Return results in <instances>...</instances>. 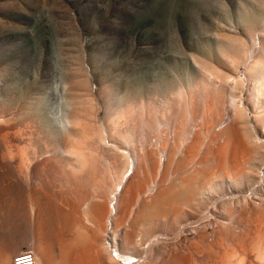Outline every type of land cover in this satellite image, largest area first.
I'll return each mask as SVG.
<instances>
[{
	"label": "rangeland",
	"instance_id": "374dc122",
	"mask_svg": "<svg viewBox=\"0 0 264 264\" xmlns=\"http://www.w3.org/2000/svg\"><path fill=\"white\" fill-rule=\"evenodd\" d=\"M258 62L264 65V0H0V154H6V149L18 154L19 148L26 154H58L60 168L44 174L46 184L37 192L43 196L41 210L49 211L53 219L54 206L63 205L67 193L72 194L70 186L75 190L84 184L94 194L101 182L110 191L127 168L126 176L137 173L136 161L145 151L156 149L163 164L165 151L172 146L180 160L181 151L198 133L202 142L195 147L197 155L194 150L191 163L169 171L160 184L171 186L174 179L201 165L196 161L207 144H219L220 140L210 139V131H221L218 122L229 109V97L244 105L246 118L253 112L251 104L263 106L259 96L264 99V90L259 94L252 90ZM237 78L241 86L236 85ZM215 88L225 94L224 108L217 116L205 107L207 100L217 97ZM214 116L220 119L213 122ZM205 121L213 126L206 129ZM247 121L250 135L254 131L250 118ZM4 133L10 147L2 142ZM227 147L230 150L232 145ZM79 152L87 161L82 171L71 173L68 163L74 164V154ZM259 152L262 158L263 151ZM212 159L207 162L210 166ZM148 160H144L145 168ZM113 168L119 170H115L117 178ZM63 172L73 178V184L61 176ZM244 187H237L244 188L241 195L246 196L238 206L233 191L222 195L231 200L227 204L216 194L193 216L194 221L179 225L182 230L172 239L149 246L154 264H165L168 253L190 254L191 264H264V254H260L264 249V190L258 194L261 199L252 198L253 186ZM25 193L15 183L0 188V251L4 241L14 242L25 234L31 242L37 206L24 208ZM148 193L141 192L136 201ZM195 225L200 228L197 235L191 230ZM201 232L207 235L200 239Z\"/></svg>",
	"mask_w": 264,
	"mask_h": 264
},
{
	"label": "bare ground",
	"instance_id": "6f19581e",
	"mask_svg": "<svg viewBox=\"0 0 264 264\" xmlns=\"http://www.w3.org/2000/svg\"><path fill=\"white\" fill-rule=\"evenodd\" d=\"M254 68L258 70V74L256 80H254L252 90H254L256 94H259L264 90V65L261 64V62H258L254 65ZM235 82H238V78L237 81L235 80ZM236 85L241 86L239 82ZM258 86L260 87V89ZM248 87L250 88V86ZM221 88H218L219 90H217L216 88L215 90L213 89L215 92L218 91L215 94L217 95V97L215 96V99L212 98V100L214 99L213 101L211 99L207 100V105L205 106L206 102L203 105L206 108L208 107V111L216 112L215 116H217V114L220 115V111H222L221 109L224 99L223 96H225V94L223 95V90L221 91ZM230 89L234 90V87H230ZM228 96L229 95H227V98ZM251 97L249 99H251ZM259 97V101L264 100L263 98H261V96ZM255 98L254 101L258 102V100H255ZM228 100L230 101L228 104L229 106H226V108H229H227L229 110H227L228 114L226 113L227 111H225V116H220L221 121H217L218 123L222 124L223 128L221 127V131L218 130L219 132L210 131L211 140H222V142L220 144L219 141V144L217 145H215L216 143H214V145L212 143H209V145L207 144L208 147L205 145V143L203 144V146H206L205 151L203 152V154L198 155V158L200 156V161L198 158V161H196V163H201V165H199L200 167L198 166L199 168L196 166L197 168L195 167L193 169L192 167V171L190 170V172L184 173V176L182 175L181 178L179 177L180 179L177 178L178 180H176V182H174V179L171 186L170 184H166L168 185V187H165L166 185H164V187L161 185L160 187V184L165 180L169 171H178V169H184L185 165L187 166L189 163H191L188 160L191 157L193 158L195 153L197 155V151H199L197 149L201 145L199 144V142L202 138L198 135V133L194 138L192 137L193 139L189 141L190 143L188 142L189 145L185 146V149L183 148L184 150L181 152H184V154H182L183 157L180 156V160H178L179 158L176 159L175 155L177 154L174 153V147L172 146L169 147L167 152L163 149L165 151V154H167L166 156H163V164L160 163L156 157V149H154V151L152 150L148 152L143 150L145 151V153H143L144 156L139 157V159L137 158L138 160L136 161L137 173L136 171H134L135 173L131 171V173L129 172L130 174L126 176L129 168H127L126 170L124 169V175L123 177H121V179L118 180L117 184L114 185L113 183H110L112 186L110 187V191H108L106 185L105 188L103 187L104 184H102L101 186V182L97 183L98 185L94 194H90L88 191L89 188H87L84 184L77 185L75 190L73 189V186H70L72 187V194H69L68 192V197H66L67 200L64 199L65 197L63 198L65 201L62 199V201H64V204L58 207L53 205V209L55 211V213H53L55 214V217L53 219L48 213L49 211L41 210L44 209L42 207L44 206L42 205L44 204V201L42 202L41 200L43 196L42 194L37 192L39 191L40 185L45 183V179H43L44 174L49 173L47 171L49 169H52L53 167L60 168L58 165L60 164V159L57 156L58 154H26L22 148H19L18 154H11L9 150L6 149V154H0V168L2 169V171L0 172V188L4 185L12 186L15 183L16 186H18L20 189L26 190L25 195H23L25 200L22 202L24 203V208H26L29 204L31 206L35 205L37 206V213L35 214L36 219L33 235H31V242H29V239L27 238L28 236H25L26 234L23 236V238L15 240L14 242L10 241L6 243L4 241L3 249L0 251V264H154L153 255L150 253V250L152 248H149V246H151L153 243H160L162 242V240L168 241L172 239V237L177 233V230H182H179V225L182 222L187 223V221L190 220L194 221L193 219L195 218L193 216L199 213L200 208L205 203L210 202L211 198L213 199L214 196H217L216 194L221 195L220 202H222L223 204H227V201L229 199H227L226 201V199L222 197V195H225L226 192L230 193L233 191V195H235L234 193L237 194V197L235 199L237 206L238 204H240V202L245 200L246 196L241 195L243 189L245 188L244 185H246V188L248 189H251V187L253 186L251 191H253L254 195L252 196V198H254L255 196H262L258 194L261 193L260 191L264 190V112H260L258 108L264 111V103L263 106L258 108L255 107L256 103L255 105L251 104L252 106H250V109H252L253 112H251L249 118L250 123H252L251 129H253L254 133H252L250 127L249 129L252 134H256L255 137H251L253 135H248L247 133V119L249 118H246L247 116L244 112V105L238 103V98V101L231 97H229ZM215 116L212 119L213 122L214 119L217 118ZM180 118L182 119V115ZM217 119L219 120L220 118ZM178 121L180 122V120ZM181 121H183V119ZM211 122L212 121H210V123ZM208 123L209 122L206 121L204 123V126L207 127L206 129H210L211 125L209 126ZM178 124H180V126L177 127H179L180 129V127H182V123ZM206 129L205 131L208 132L209 130ZM180 131H183L182 128L180 129ZM1 137L3 144L7 147H10L9 141L7 139V133L1 134ZM245 139L247 140V143L245 142L246 145L243 142V140L246 141ZM164 142L165 141H163V143ZM174 143L176 144V142ZM164 144L162 146H164ZM197 144H199L198 147ZM229 145H232V148L230 150V147H227ZM195 147H197V149ZM246 147L250 148L248 149L249 152L246 151ZM259 148H262L263 150ZM119 149L118 151L120 153L126 154L123 149ZM258 149L260 151H263V154L261 156L262 158H260V156L258 155L261 154ZM194 150H196V152ZM74 155L76 157V159L74 160V164L68 163L71 165L69 166V171H72L71 173L82 171L80 169L82 167L84 168V163H86L87 161L86 159H84L85 154L83 155V153ZM89 157L92 158L91 154ZM146 158H148L149 160L148 165L145 168L144 160ZM211 158L214 159V163L210 166L207 162ZM259 158L261 159L259 163L260 165H257L259 162ZM190 161H192V159ZM114 163L116 164L117 162ZM116 165H118V163ZM120 165H118V168H123V165ZM183 166L184 168H182ZM257 166L259 168V171ZM76 168L78 169L76 170ZM113 170L114 168L112 169V171ZM115 170H117V168ZM115 170L114 172L116 174L114 176H116L117 174L119 175V173ZM114 172L112 173V175L114 174ZM155 172L156 175H154ZM174 172L175 171H173L172 173ZM133 174H135V176H133ZM97 175L103 176L102 174ZM61 176L67 182L73 184V178H69V176L65 174V172H63ZM98 177L96 181L98 180ZM157 177L158 181L156 182ZM115 178H117V176ZM218 178L219 180H224L217 183L216 180ZM48 179L52 184H54V181L52 182V179ZM115 181L114 183H116ZM151 182H156V184L154 186L149 185V183ZM88 183H91V181L88 180ZM251 184L252 186L249 187V185ZM241 186H243L244 188L241 190L237 188ZM62 189L67 188H65L64 186V188ZM145 191L149 192L148 196H145L143 199L137 202V196L141 192ZM258 198L261 199V197ZM229 201L231 202V200ZM49 204L52 205V203ZM227 209H230V207ZM25 213L26 212H24V214ZM29 214L31 213L29 212ZM226 215L228 216V214ZM255 215L256 214H254V216ZM50 221L52 224L51 226ZM192 221L189 222L188 225L193 223ZM47 222L49 224H47ZM49 226L52 227L53 233H50L51 230H48ZM192 229H194V234L197 235L200 228L198 225H195L191 227V230ZM191 230L189 231L191 232ZM201 234L202 236H200V239L204 238L207 235L205 232H201ZM198 238L199 237H197V239ZM192 240L196 242L195 239ZM193 241L192 243L194 245ZM169 243H165L166 246L167 244L169 245ZM176 245L177 244H174L173 247H175ZM207 245L208 244H206V246ZM202 247L200 246V248ZM263 250H261L262 252H260L261 255L264 254ZM189 255L187 254V256H179L176 253H168L166 255L165 264L194 263V261L190 263L193 256L190 258Z\"/></svg>",
	"mask_w": 264,
	"mask_h": 264
}]
</instances>
